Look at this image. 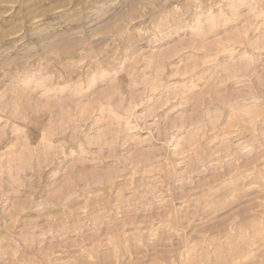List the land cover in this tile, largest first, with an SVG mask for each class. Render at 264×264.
I'll return each mask as SVG.
<instances>
[{
  "label": "rangeland",
  "instance_id": "1",
  "mask_svg": "<svg viewBox=\"0 0 264 264\" xmlns=\"http://www.w3.org/2000/svg\"><path fill=\"white\" fill-rule=\"evenodd\" d=\"M263 113L264 0H0V264H264Z\"/></svg>",
  "mask_w": 264,
  "mask_h": 264
},
{
  "label": "bare ground",
  "instance_id": "2",
  "mask_svg": "<svg viewBox=\"0 0 264 264\" xmlns=\"http://www.w3.org/2000/svg\"><path fill=\"white\" fill-rule=\"evenodd\" d=\"M253 70H254V69H253ZM250 73H251V72H250ZM205 98H206V97H205ZM262 104H263V103H262ZM248 107H250V105H249ZM251 107H252V106H251ZM251 107H250V108H251ZM256 107H257V106H256ZM251 109H252V108H251ZM254 109H255V108H254ZM255 110H256V109H255ZM263 114H264V113H263ZM243 116H244V115H243ZM254 118H255V117H254ZM251 125H252V124H251ZM194 144H195V143H194ZM190 148H192V147H190ZM261 153H262V152H261ZM235 156H236V155H235ZM235 156H234V157H235ZM239 157H240V156H239ZM262 157H263V156H262ZM229 161H230V160H229ZM233 161H234V160H233ZM233 161H232V162H233ZM250 163H251V162H250ZM241 165H242V164H241ZM254 165H255V164H254ZM236 166H237V164H236ZM230 170H231V169H230ZM231 172H233V171H231ZM260 193H261V192H260ZM243 200H244V199H243ZM253 204H254V203H253ZM246 216H247V215H246ZM231 253H232V252H231ZM220 260H221V259H220Z\"/></svg>",
  "mask_w": 264,
  "mask_h": 264
}]
</instances>
